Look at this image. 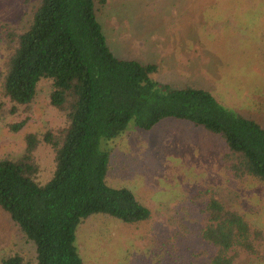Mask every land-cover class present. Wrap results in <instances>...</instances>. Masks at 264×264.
I'll use <instances>...</instances> for the list:
<instances>
[{
  "label": "rangeland",
  "instance_id": "rangeland-1",
  "mask_svg": "<svg viewBox=\"0 0 264 264\" xmlns=\"http://www.w3.org/2000/svg\"><path fill=\"white\" fill-rule=\"evenodd\" d=\"M39 1L0 0V159L20 158L27 134H36V181L45 184L56 164L55 151L43 137H58L68 124L65 113L49 102L51 81L41 80L33 102L15 113L2 88L13 50L7 34L29 26ZM97 19L112 53L156 65L152 77L161 88H203L238 115L264 126V0H106L98 6ZM24 119L21 130H12ZM101 147L110 152L107 184L132 190L151 217L126 223L108 214L90 215L76 231L83 264L170 262L167 238L176 230L200 249L194 239L204 217L192 199L207 189L264 233V182L229 171L223 161L227 145L202 126L166 118L146 130L130 121ZM259 244V255L241 253L236 264H264V240ZM35 250L0 206V262L20 254L32 264Z\"/></svg>",
  "mask_w": 264,
  "mask_h": 264
},
{
  "label": "trees",
  "instance_id": "trees-1",
  "mask_svg": "<svg viewBox=\"0 0 264 264\" xmlns=\"http://www.w3.org/2000/svg\"><path fill=\"white\" fill-rule=\"evenodd\" d=\"M105 1L40 0L29 26L7 34L13 50L2 88L13 103L11 112L28 107L39 82L47 79L52 84L49 102L65 113L68 122L58 137L51 133L43 137L55 151L56 169L47 183L36 181L40 171L34 158L40 144L36 134H27L20 158L0 159V206L34 243L32 264H83L76 231L92 214H108L126 223L151 217L132 190L106 182L110 152L101 142L116 138L130 121L146 130L166 118L202 126L227 145L223 161L229 171L237 178L264 182V126L238 115L203 88H161L152 77L157 71L154 64L116 57L97 19L98 6ZM26 123L24 119L12 130L19 131ZM194 197L192 204L204 217L194 240L202 247L192 246L194 241L181 230L173 231L167 238L172 260L164 264L186 260L236 264L241 253H261L264 233L243 214L227 207L213 190ZM0 263L26 264L20 254Z\"/></svg>",
  "mask_w": 264,
  "mask_h": 264
}]
</instances>
